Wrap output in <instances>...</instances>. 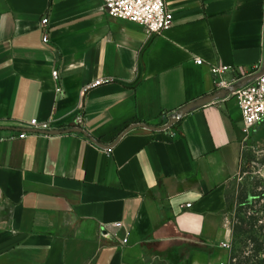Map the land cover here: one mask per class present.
Masks as SVG:
<instances>
[{"label": "crops", "instance_id": "crops-1", "mask_svg": "<svg viewBox=\"0 0 264 264\" xmlns=\"http://www.w3.org/2000/svg\"><path fill=\"white\" fill-rule=\"evenodd\" d=\"M166 7L151 38L103 0H0V264L230 263L229 185L264 121L247 137L212 70L264 71V0Z\"/></svg>", "mask_w": 264, "mask_h": 264}, {"label": "built area", "instance_id": "built-area-1", "mask_svg": "<svg viewBox=\"0 0 264 264\" xmlns=\"http://www.w3.org/2000/svg\"><path fill=\"white\" fill-rule=\"evenodd\" d=\"M103 6L109 17L140 26L151 38L160 36L169 30L174 21L172 13L166 7V0H103ZM48 26L49 19L44 18L42 28L47 31ZM49 42V35L45 32L43 43L49 44ZM196 63L202 65L203 61L198 59ZM227 72V67H217L212 70L215 86L220 92L228 91L229 94L236 97L243 117L244 131L248 137L252 129L264 121V71L257 75L250 84L227 81L225 79ZM53 78L59 79L58 71L53 72ZM102 83V80H98L85 86L81 91V96L84 97L88 90L98 87ZM57 92L63 94L60 88L57 89ZM187 113V109H183L180 114L182 116ZM179 117V114L176 115L171 118L169 123L175 124ZM30 126L34 131H50L47 125H38L36 120L32 121ZM19 137L25 138L27 133H22ZM187 207H191V205ZM121 226V224H117V227Z\"/></svg>", "mask_w": 264, "mask_h": 264}, {"label": "rangeland", "instance_id": "rangeland-1", "mask_svg": "<svg viewBox=\"0 0 264 264\" xmlns=\"http://www.w3.org/2000/svg\"><path fill=\"white\" fill-rule=\"evenodd\" d=\"M264 154L261 156L251 154L246 157L239 174L231 181L228 192V209L226 213V224L232 228L233 223H238L240 218L247 220L253 216L259 220L258 226L264 225ZM262 197L253 201L248 207H243L249 197ZM248 221V220H247ZM232 234L230 248L238 256L237 251L245 250L236 239L232 244ZM235 264L237 262L235 261Z\"/></svg>", "mask_w": 264, "mask_h": 264}, {"label": "trees", "instance_id": "trees-1", "mask_svg": "<svg viewBox=\"0 0 264 264\" xmlns=\"http://www.w3.org/2000/svg\"><path fill=\"white\" fill-rule=\"evenodd\" d=\"M262 197H249L246 199V203H242V206L248 207L253 201ZM247 220L240 218L238 223L232 225V244L236 239H240L239 243L247 251H237L240 254L238 256L231 249L229 264H235V261L237 264H264V225L258 226L259 220L253 216Z\"/></svg>", "mask_w": 264, "mask_h": 264}, {"label": "water", "instance_id": "water-1", "mask_svg": "<svg viewBox=\"0 0 264 264\" xmlns=\"http://www.w3.org/2000/svg\"><path fill=\"white\" fill-rule=\"evenodd\" d=\"M255 78V77H254ZM171 125H173L172 123H169L166 127L164 128H169Z\"/></svg>", "mask_w": 264, "mask_h": 264}]
</instances>
